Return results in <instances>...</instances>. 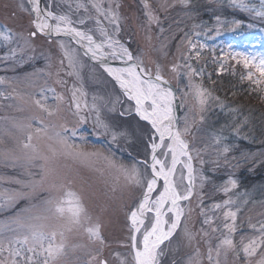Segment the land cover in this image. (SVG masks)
Returning a JSON list of instances; mask_svg holds the SVG:
<instances>
[{"label":"rangeland","instance_id":"rangeland-1","mask_svg":"<svg viewBox=\"0 0 264 264\" xmlns=\"http://www.w3.org/2000/svg\"><path fill=\"white\" fill-rule=\"evenodd\" d=\"M249 2L258 5L259 0ZM49 3L52 4V11L67 14L74 27L89 32L98 43L104 40L100 29H106L134 56L141 57L153 76L159 65L161 75L177 89L179 126L183 128L187 121L191 131L185 139L191 149H199L200 152L198 157L196 151L192 153L196 170L194 194L189 201H181L185 209L181 227L170 241L161 245L163 252L159 264H189L197 251L201 264H210L207 259L209 247L217 248L222 238L228 235L224 224L231 223L223 215L227 209L222 207L217 210L213 205H223L229 196L236 201L230 206L233 211L237 204L240 205L234 241L238 244L242 236L255 235L249 222L256 224L264 220V92L261 91L264 84H252L247 79L248 72L254 73L253 79L259 77V73L255 69L244 68L242 61L237 63L232 59V54H264V22L253 13L233 7L229 0H189L188 6L181 0H43L44 7ZM79 4L84 7L77 8ZM94 4L101 7L100 13L93 7ZM21 5L25 9L30 8L27 0H0V32H10L12 37L8 42L0 39V152L21 154L25 136L17 125L27 124L34 115H45L31 103V97L40 98L41 91L47 97V104L58 103L49 88H54L55 94L63 96L64 100L59 102V116L46 118V121L56 124L67 122L69 127L72 126L76 118L72 116L74 109H70L69 105L75 86L87 93L89 105L93 103V96L97 97L95 103L100 109V118L112 131L119 133L138 129L134 137L118 136L113 142L111 135L97 134L102 129L94 131L93 118L89 115L88 122L79 126V134L72 142L80 145L82 134L87 139V151L103 150L117 167H111L107 161L95 157L87 161L65 156L56 159L57 165L70 171L75 178L74 188L84 191L85 208L92 217L90 223L99 222L102 225L101 233L106 242L104 246L93 243L83 230L69 233V260L72 264H87L90 260L88 253L101 247L103 258L109 264H120L125 255L130 260V249L122 246L128 242L129 235L130 222L126 213L137 205L143 189L130 180L119 166L131 169L135 165L143 175L146 167L143 162L147 160L150 163L149 137L155 132L148 122L135 114L134 101L128 100L104 69L90 62L70 40L38 35L25 44L33 16ZM105 11L109 15L111 11L117 13L120 22L118 35L113 31L114 25L102 14ZM150 14L157 17L158 22L151 20ZM81 19L85 23L81 24ZM233 20L240 23L233 25ZM196 32L200 35H195ZM188 39L204 46L200 49L199 59L187 58ZM59 41H64L69 53L77 58L74 68L69 67ZM47 55H50V60L45 58ZM109 60L122 61L111 57ZM238 84L240 88L241 85L246 86V91ZM197 86L219 100L207 99L201 105ZM219 101L224 102L223 106ZM113 105L115 111H110ZM129 108L132 109L130 113L120 115ZM56 131L59 128L50 130L52 139L34 137L32 144L40 153L51 156L49 147L61 150L55 139ZM217 136L223 137L220 145L214 141ZM224 145L229 148L226 160L220 154ZM157 154L159 156V152ZM40 163L36 161V167L28 168L23 160L15 163L0 160V223L10 224L24 208L40 202L44 195L41 192L31 193L14 203L7 199L14 192L28 191L23 185L38 178ZM181 167L178 165V173ZM202 176L206 179L201 180ZM230 178L237 180L238 187L225 196L221 189ZM184 183H187L186 178ZM161 190V187L157 188V192ZM205 218L210 220V225L204 223ZM185 226L195 236L190 244L183 234ZM212 228L217 231H212ZM204 232L208 235L205 236ZM13 235L12 232L5 234L6 237ZM77 245L82 247H75ZM72 247L75 251H71ZM116 253L121 254L120 259L116 258ZM4 255L7 256V252ZM258 259L259 253L252 258V264H256ZM220 264H244V261L236 259L229 251L226 260L221 255Z\"/></svg>","mask_w":264,"mask_h":264},{"label":"snow or ice","instance_id":"snow-or-ice-1","mask_svg":"<svg viewBox=\"0 0 264 264\" xmlns=\"http://www.w3.org/2000/svg\"><path fill=\"white\" fill-rule=\"evenodd\" d=\"M27 2L30 8L25 9L23 5L20 6L33 16L30 21L31 30L28 33V38L25 39V44H29L30 40L35 39L38 35L71 37L77 45L85 49L83 53L85 56L90 55L91 59L97 61L108 76L116 81L128 100L134 101L135 114L141 120L147 121L154 130L155 135L149 137L150 163L147 160L143 162L146 165L143 175L135 165L131 169L125 168L123 165L119 166L130 180L143 189L142 197L137 205L126 213L127 220L130 222L129 235L128 242L122 246L130 249L131 259L129 260L125 255L120 260V264H159V257L163 252L161 245L165 241H170L181 227V220L185 212L181 201H189L194 194L196 170L193 167L194 156L192 153L196 151L198 157L200 152L199 149H191L189 142L185 139L191 131L187 121L183 128L178 125V118L174 110V92L170 86H162L167 85L168 81L161 75L159 65H157L153 77L150 70L145 67L143 59L134 56L129 48L110 35L106 29H100L104 40L98 43L89 32L74 27L73 21L67 14L52 11L51 3L42 7L41 0H27ZM181 2L185 6L189 4V0H181ZM229 3L241 11L253 13L261 22H264V0H259L258 5L250 3L249 0H229ZM81 7L84 5H77V8ZM93 7L98 13L101 12L99 5L94 4ZM116 7L119 8V4ZM145 7L149 6L146 4ZM102 14L109 19V23L114 25L113 31L118 35L120 22L117 13L111 11L109 15V12L105 11ZM150 19L158 22V18L151 14ZM217 19L219 22V18ZM79 22L85 23L83 19ZM97 23L99 24V20ZM231 23L238 25L240 22L233 20ZM195 35H200V33L196 32ZM11 38L10 32H0V39L8 42ZM186 42L188 45L187 58L199 59L201 57L200 49L204 46L191 39ZM58 43L63 55L68 59L69 67L74 68L78 63L77 58L69 53L64 41ZM110 57L122 60L125 66L122 68L109 66L105 61ZM45 58L51 59L50 55ZM232 59L237 63L242 61L244 68L255 69V72L259 73V77L253 79L254 73L248 72L247 79L252 84H264V54L245 56L243 53H234ZM60 63L63 65L64 61L61 60ZM188 67L191 68V65ZM172 71L175 72L176 68L173 67ZM191 71L196 73L195 69H191ZM77 78H80L78 73ZM57 82L64 83L63 81ZM48 91L54 93V98L58 103L47 104V97L41 91L40 98L31 97V103L45 115H34L30 117L27 124L17 125L25 136L21 154L17 155L14 151L0 152V160L13 163L23 160L28 168L36 167L35 162L41 161L38 178L23 185L28 189L27 192L18 191L8 196L7 199L10 202L14 203L21 198H27L31 193L41 192L44 194L38 204H31L30 207L24 208L22 213L14 217L10 224L0 223V264H72L69 260L68 234L78 230L86 232L93 243L104 246L106 242L101 233L102 225L99 222L90 223L92 217L85 208L84 191L74 188L75 178L70 171L61 169L57 165L56 159L59 156H65L73 160L87 161L95 157L107 161L111 167H117L103 150L87 151V139L82 134H80V145L72 142L73 138L79 134V126L88 122L89 115L93 118L94 131L102 129V132L97 134L111 135L113 142L117 141L118 136L130 138L138 132L136 128L119 133L112 131L109 125L100 118V109L95 103L97 97L93 96V103L89 105L86 99L87 93L75 86L72 89V103L69 105L70 109H74L72 116L76 118L72 126L69 127L67 122L56 124L51 120L46 121V118L59 116L61 111L59 102L64 100L63 96L55 94L54 88H49ZM261 91L264 92V89ZM197 96L201 105H204L207 99L219 100L218 97H213L210 92L200 86H197ZM20 99L23 100L24 97H20ZM219 103L221 106L224 104L223 101H219ZM109 110L115 111V105ZM131 111L132 109L129 108L122 111L120 115L123 116L126 112L130 113ZM55 128H59V131L55 132V139L61 145V150L57 151L49 147L51 156L40 153L32 144L34 137L52 139L49 133L51 129ZM238 132L239 129H237ZM157 138L158 142H156ZM222 139L223 137L220 136L214 137L217 145L221 144ZM228 152L229 148L226 145L222 146L220 154L225 156V160ZM200 163L203 164L204 161L201 160ZM216 163L219 164V159ZM178 165H182L179 173ZM29 175L32 174L29 173ZM185 178L186 184L184 183ZM204 179L206 178L202 176L201 180ZM158 187L162 188L159 192H157ZM237 187V180L230 178L221 190L225 196H228L232 189ZM153 193L156 195L153 196ZM235 203L236 201L229 196L224 200L223 205H213L217 210L222 207L226 208L223 215L231 223L224 224L228 235L222 238L216 249L209 247L207 259L210 264H220L221 255L226 260L228 252L231 251L236 259H243L244 264H252V258L259 253L256 264H264V220L258 221L256 224L249 222V226L256 234L248 237L242 236L237 244L233 239V234L237 227L236 220L240 205H236L235 211L230 207ZM243 203H247V201ZM150 213L151 215H149ZM169 213L172 215L169 216ZM204 223L211 224L208 218H205ZM13 225L15 226L13 227ZM212 231H217V229L212 228ZM7 232H12L14 235L6 237ZM183 234L189 244L195 239L194 234L189 231L187 226L183 228ZM204 235L207 236L208 233L204 232ZM75 247H72L71 251H75ZM5 252H7V256L4 255ZM102 252V247L97 248L95 252H89L90 260L87 264H108V260L103 258ZM115 255L117 259H120V253ZM199 256L197 251L196 256L190 259L189 264H201Z\"/></svg>","mask_w":264,"mask_h":264},{"label":"water","instance_id":"water-1","mask_svg":"<svg viewBox=\"0 0 264 264\" xmlns=\"http://www.w3.org/2000/svg\"><path fill=\"white\" fill-rule=\"evenodd\" d=\"M41 6L42 7H44V5H43V0H41ZM47 37V36H46ZM51 37H57V36H55V35H53V36H51ZM58 38H65V39H68V40H70L72 43H74L80 50H81V52L82 53H84V51H85V49L84 48H82L80 45H77L76 43H75V41L71 38V37H68V36H59ZM86 43V42H85ZM87 57V59L90 61V62H92V63H95V64H98L99 66H100V64L97 62V61H95V60H93V59H91V57H90V55L89 56H86ZM109 66H111V67H117V68H122V67H124L125 65H124V62L123 61H110L109 59L107 60V61H105ZM154 77V76H153ZM166 80V79H165ZM167 81V80H166ZM116 82V81H115ZM162 86H164V87H171V89H172V91L174 92V94H175V105H174V110H175V115L177 116V118H178V125H179V120H180V101H179V97H178V94H177V89L171 84V83H169L168 82V84L167 85H162ZM147 122V121H146Z\"/></svg>","mask_w":264,"mask_h":264},{"label":"trees","instance_id":"trees-1","mask_svg":"<svg viewBox=\"0 0 264 264\" xmlns=\"http://www.w3.org/2000/svg\"><path fill=\"white\" fill-rule=\"evenodd\" d=\"M237 86H239V84H238ZM245 87H246V86H245ZM245 87H244V85H243V86L241 85V88H240V86H239L240 89H243V90L246 91Z\"/></svg>","mask_w":264,"mask_h":264},{"label":"bare ground","instance_id":"bare-ground-1","mask_svg":"<svg viewBox=\"0 0 264 264\" xmlns=\"http://www.w3.org/2000/svg\"><path fill=\"white\" fill-rule=\"evenodd\" d=\"M158 155V154H157Z\"/></svg>","mask_w":264,"mask_h":264}]
</instances>
